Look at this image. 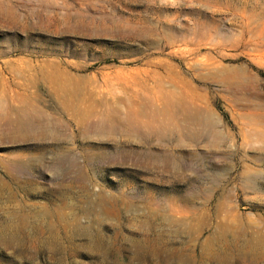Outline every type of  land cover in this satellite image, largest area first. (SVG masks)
<instances>
[{
  "label": "rangeland",
  "instance_id": "374dc122",
  "mask_svg": "<svg viewBox=\"0 0 264 264\" xmlns=\"http://www.w3.org/2000/svg\"><path fill=\"white\" fill-rule=\"evenodd\" d=\"M227 221L264 235V0H0V264H264L202 257Z\"/></svg>",
  "mask_w": 264,
  "mask_h": 264
},
{
  "label": "bare ground",
  "instance_id": "6f19581e",
  "mask_svg": "<svg viewBox=\"0 0 264 264\" xmlns=\"http://www.w3.org/2000/svg\"><path fill=\"white\" fill-rule=\"evenodd\" d=\"M143 138L147 139L148 137H143ZM201 139L202 138H199L198 141H200ZM147 157L151 160V158L154 156H147ZM173 161H174V159H173ZM173 161L170 160L169 158L165 161V163H166L165 164V170H167L169 172H174L175 174H177L178 171H180L182 167H181V165L175 164ZM255 180L256 179H250L248 176L249 183H253V182H255ZM252 189H253V191L255 190L254 188H252ZM233 221H236V220H233ZM217 228H219L218 233L216 232L217 234H215V235L213 234V236H210V238L207 239V241L204 243L205 245L201 246L203 249L202 257L204 259L205 258L206 259H214L219 263H231V262L238 260V259L239 260L240 259L247 260V261H250L251 263L256 262L257 259L264 260V235L256 234V235L251 236L248 239L243 240V236L246 233V228H245V232H244L243 228L241 226H239L238 224H236V226H235L232 224V222H229V221L220 224L219 227H217ZM36 230H40V229H36ZM36 230H34V237H36V234H38ZM146 234L147 233L145 232V235ZM155 238H157V237H155ZM25 239L26 238H24V240ZM160 240L163 241V239H160ZM148 241H152V239H149V240L146 239L144 244H150ZM195 247H196V245L193 246L194 249L193 248H189V249H182L181 248V249L177 250L176 254L179 257L180 256L183 257V255L187 252H192V254H194L196 251ZM153 253H154V256L156 258L161 259V257L163 256V253H161V252L159 253L157 251V249ZM169 253H170V251H169Z\"/></svg>",
  "mask_w": 264,
  "mask_h": 264
}]
</instances>
